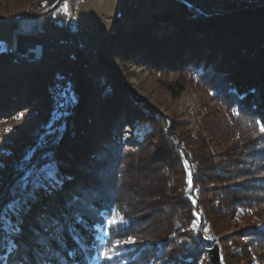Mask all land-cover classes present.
Instances as JSON below:
<instances>
[{"label":"trees","instance_id":"obj_1","mask_svg":"<svg viewBox=\"0 0 264 264\" xmlns=\"http://www.w3.org/2000/svg\"><path fill=\"white\" fill-rule=\"evenodd\" d=\"M58 1L37 0L34 4L36 8L52 7ZM262 2L257 8L209 16L180 2L185 15L174 20L179 30L163 38L155 35L160 19L151 21L144 30L128 27L123 31L122 21L130 17L128 11L115 17L114 23L121 27L111 33L101 32L97 54H111L121 62L140 57L158 68L174 66L170 58L176 57L171 52L186 42L189 56L177 64L183 63L181 69L192 83L212 92L231 119L220 127L219 121H212L209 139L202 133L191 137L182 124L160 117L148 104H144L150 109L145 114L143 106L134 102L137 98L110 74L106 61L93 63L95 57H85L80 48L42 70L33 82H18L9 88V94L0 93V116L39 102L47 124L57 111L54 94L64 89L72 66L77 68L76 76L87 93L78 104H68L69 113L55 123L52 131L44 130L40 140L10 145L11 154L5 157V166L0 170V214L12 199L22 174L34 173L54 162L67 178L43 195L35 207L40 214L57 217L66 225L60 243L51 241L66 264H93L94 245H99L95 227L105 223L104 212L122 217V223L110 229V242L136 234L155 244L146 246L136 257V250L128 253V264H153V258L164 260L172 244L171 251L179 253L185 264L197 263L204 251L191 226L196 218L214 232L225 224L221 220L234 214L244 217L251 213L264 219V132L260 130L264 124ZM186 25L191 26L188 32ZM201 33L204 36H199ZM48 53L47 50L46 56ZM98 75L102 78L93 85ZM136 121L151 124L153 132L136 145L138 150L128 149L118 134L122 126H134ZM233 138L236 144L224 153L211 147L214 140ZM244 164L253 167L241 169ZM250 170L260 174V185L242 183L248 180ZM243 171L245 174L239 175ZM65 191L74 194L67 208L60 199V192ZM60 209L66 212L59 215ZM198 210L204 211V216H198ZM2 224L0 221V229ZM6 234L0 230V255L4 244L1 238ZM18 242L27 249L30 264H39L38 254L21 239ZM253 242L251 251L264 243V229L257 231ZM221 261L229 264L222 254Z\"/></svg>","mask_w":264,"mask_h":264},{"label":"rangeland","instance_id":"obj_2","mask_svg":"<svg viewBox=\"0 0 264 264\" xmlns=\"http://www.w3.org/2000/svg\"><path fill=\"white\" fill-rule=\"evenodd\" d=\"M35 1L37 0H0V93L7 92L9 94L11 87H14L18 82L20 84L33 82L36 75L40 74L42 70L51 67L56 60L62 61L66 59V56L60 58L64 54L58 55V45L62 46V44L68 43L71 38L77 45L72 46L69 53L75 52L76 49L80 48L81 39L88 24L104 15L115 18L123 15L125 11L130 13L128 20L126 22L122 21V27L119 24L116 26L113 22L104 26L101 29L102 33L107 31L111 33L117 29L116 27H121L123 31H127L128 27L144 30L151 21L160 19V27L155 29V35L159 38L177 33L179 28L174 24V20L185 15V11L180 4L181 0H59L52 7L42 6L40 8L35 7ZM191 1L198 2V0ZM243 2H249L250 8H257L263 4L262 0H243ZM33 17H41L43 19L45 33L39 37H42L45 43L48 44V56L43 61L38 62H42L41 64L20 60L16 55L15 44L17 42L16 32L18 22L22 19ZM128 22L131 26H129ZM186 29L188 32L191 26L186 25ZM199 36H204V34L201 33ZM101 37L100 35L99 41ZM39 39L36 40L38 41ZM188 47V44L183 42L174 52H171L172 55H175L176 59L170 58V62L174 66L169 68L155 67L146 63L140 57H136L130 62H121L111 54H105V58L100 53L96 54V56L85 57H93V59L95 57L96 60L93 63H101L104 59L108 64L107 68L110 74L128 89L135 99L137 98L134 102L138 106H143L144 108V104H148L151 110L158 112L160 117L182 124V129L184 128L183 130L191 137H197L202 133L206 139H209L208 131L212 129V121H219L217 125L220 127L225 123H230L231 119L228 116V110L220 105L221 103L213 97L212 92L192 83L189 75L181 69L183 63L177 64L182 59L187 60L189 56ZM168 57H170L169 54ZM76 72H78L77 68L72 66L64 89L55 92L54 101L57 111L50 124L45 123L42 111L39 109L41 107L39 102L28 105L8 115L0 116V165H2L0 170L5 166V157L11 154L10 145L21 141H27L25 143L27 145L30 141L40 140L44 130L52 131L55 123L62 116L69 113L66 109L68 104L71 106L76 105L86 97L87 93L83 89L80 78L76 76ZM101 78L102 75L95 76L93 85ZM149 110L144 108V113L148 114ZM232 111L237 113L235 109H232ZM152 132L153 128L151 124L136 121L134 126H122L118 135L121 142L126 145V148L138 150L136 145L145 141L147 134ZM235 142L234 138L228 139L225 142L214 140L211 143V147L217 153H224L232 149L236 144ZM44 165H48L53 171L58 170V179L63 181L67 178L65 174L61 173L54 162H48ZM252 167L249 164H244L241 166V169H251ZM38 170L34 171L37 175L39 174ZM244 172H239V175L242 176L245 174ZM246 175L248 180L242 182L243 184L247 182L248 184L253 183L257 185L261 182L259 180L260 174H257L256 171L250 170ZM240 181H242V178L237 182ZM52 187L56 186L53 185ZM52 187L47 191H39L37 193L38 201L43 195L49 194ZM121 194L122 196H127L125 192H121ZM60 195L64 207L67 208L68 202L74 199V194L71 191H65L63 194L60 192ZM35 204H33L32 212L24 217L23 234L18 239H21L28 249L33 250L37 254L38 243L33 237V230L39 227L35 217L40 214V209L36 208ZM59 211V215L66 212L63 209ZM112 211L113 213L116 212L114 209ZM197 214L198 216H204V211L198 210ZM0 216H6L11 219L12 223H16L17 221V217L8 208H5ZM49 217L53 216L50 215ZM103 218L105 223L97 224L95 227L97 230L95 237H102L107 242L109 250H116L119 252V255L114 260L101 261L100 264H128L125 260L127 257H130L128 253H134L136 250L137 252L134 254V257H136L139 251H142L146 246L151 248L155 245L154 242L141 239L140 235L136 234L110 242V229L117 228L118 224L111 227L109 225L112 221L120 222L122 217L117 213L111 217L107 212H104ZM2 223L3 228L7 226V221H2ZM221 223L225 224L220 226L219 232H214L208 225L202 226L203 224L199 218L192 221L191 226L194 228L198 241L204 251L201 259L195 264L212 263L207 248L214 243L218 244L219 251L229 264H264V243L257 245L252 251L249 248L250 245L254 246L253 240H255L257 231L264 229V219L259 220L257 216L251 213L244 217H236L234 214L227 219L221 220ZM6 236L1 238L4 241H2L3 243H5ZM130 237L135 240V243H122L117 249L115 241L124 242ZM249 237H252V240ZM98 241L99 246L103 248L100 240ZM177 243L181 242L178 241ZM173 247L174 244L167 248L169 255L164 260L158 262L156 258H153V264H185L180 259L179 253L171 251ZM26 251L25 247L21 248L20 253L13 256V264H20L21 258L26 256ZM93 256H95V253ZM186 261H192V259L187 258ZM0 264H3V262H0Z\"/></svg>","mask_w":264,"mask_h":264},{"label":"snow or ice","instance_id":"obj_3","mask_svg":"<svg viewBox=\"0 0 264 264\" xmlns=\"http://www.w3.org/2000/svg\"><path fill=\"white\" fill-rule=\"evenodd\" d=\"M260 130L264 132V124L260 125ZM38 171V175L29 171L20 176L18 188L6 206L17 217L16 223H12L11 219L6 216H0V221H7V226L0 229L7 233L2 249L3 254L0 255V262H3V264H13V256L20 253L21 246L18 238L23 234L24 217L32 212L33 204L38 201L37 193L41 190L47 191L53 185L59 187L63 183L61 179H58V170L53 171L48 165H44ZM189 183H191L190 180ZM35 219L39 227L33 230V237L38 239L37 254L39 264H66L63 256L56 248L51 246L52 240H55L57 244L60 243V238L66 225L56 217H49L44 214L37 215ZM119 223H122V221H112L109 227ZM75 239L79 240V236H75ZM96 239L100 240L103 248L99 245H94L96 252L95 256L91 258L94 264H100L101 261L114 260L119 255L118 251L109 250L107 242L102 237L97 236ZM209 239L211 238L209 237ZM115 243L118 249L122 243H135V240L130 237L127 241L121 242L117 240ZM69 254L74 255V253ZM20 264H30L27 256L21 258Z\"/></svg>","mask_w":264,"mask_h":264},{"label":"built area","instance_id":"obj_4","mask_svg":"<svg viewBox=\"0 0 264 264\" xmlns=\"http://www.w3.org/2000/svg\"><path fill=\"white\" fill-rule=\"evenodd\" d=\"M201 2L206 9L226 8V6L230 3H236L237 6H241L242 4V0H201ZM38 18L41 21V26L39 29V36H42V34L45 33V30L43 29L44 22L41 17H38ZM22 20H26V19H22ZM113 22H115V18L107 17L104 15L98 18L96 21L88 24V26L86 27V31L81 39V43H80V49L82 51V54H87L91 52V50H98V45H99L98 39L100 38V35H101V29L104 26L110 23H113ZM17 43L18 42H16L15 46L18 45ZM76 45L77 43H75L72 39H70L68 43L62 44V46H60L59 44L58 45L59 46L58 55L68 54L70 48ZM30 46L24 49H20L19 52L21 53V55H29V57L33 56L35 60L38 58H45V56L47 55L46 52L48 50V44L45 43L42 37H40L38 41L36 40Z\"/></svg>","mask_w":264,"mask_h":264},{"label":"bare ground","instance_id":"obj_5","mask_svg":"<svg viewBox=\"0 0 264 264\" xmlns=\"http://www.w3.org/2000/svg\"><path fill=\"white\" fill-rule=\"evenodd\" d=\"M210 11H214L216 15H224V14H231L236 12L235 10H228L226 8H217V9H208ZM211 14V13H210ZM26 20H22L18 24L17 28V48L19 49H24L26 47H29L32 43L36 41V39H39V29L41 26V21L37 17L33 18H25ZM31 47V46H30ZM16 48V47H15ZM97 50H91V52L84 54V56H96ZM66 54L61 55L60 58H64ZM45 58H38L35 60V58H29L30 61L29 63H38L41 60L43 61Z\"/></svg>","mask_w":264,"mask_h":264},{"label":"water","instance_id":"obj_6","mask_svg":"<svg viewBox=\"0 0 264 264\" xmlns=\"http://www.w3.org/2000/svg\"><path fill=\"white\" fill-rule=\"evenodd\" d=\"M180 2H183L189 9L196 11L198 14H203V15H207V16L216 15V13L214 11H210V10L206 9L204 7V5L202 4L201 0H198V2H193L191 0H181ZM244 7L250 8V5H249V2L245 3L242 0L241 6H237L236 3H230L226 6V9L235 10L237 12V11L242 10ZM19 50H18V48H16V55L18 56V58L20 60L28 62V61H30L29 60L30 57L33 58V56L29 57V55H21ZM207 252H208L209 257H210L213 264H222L221 254H220L219 246L217 243L210 245L207 248Z\"/></svg>","mask_w":264,"mask_h":264}]
</instances>
